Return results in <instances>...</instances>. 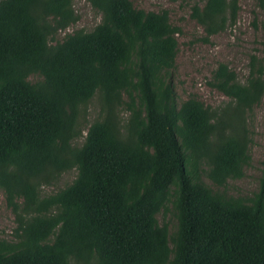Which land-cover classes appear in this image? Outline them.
I'll list each match as a JSON object with an SVG mask.
<instances>
[{"label": "trees", "instance_id": "16d2710c", "mask_svg": "<svg viewBox=\"0 0 264 264\" xmlns=\"http://www.w3.org/2000/svg\"><path fill=\"white\" fill-rule=\"evenodd\" d=\"M88 1L100 23L57 41L78 19L72 0H0V190L14 217L0 264H264V161L256 192L225 190L250 161L260 60L250 58L244 83L217 66L209 84L228 99L220 108L178 100L168 12ZM238 2L191 7L204 42L234 21ZM168 212L171 229L158 219Z\"/></svg>", "mask_w": 264, "mask_h": 264}, {"label": "rangeland", "instance_id": "374dc122", "mask_svg": "<svg viewBox=\"0 0 264 264\" xmlns=\"http://www.w3.org/2000/svg\"><path fill=\"white\" fill-rule=\"evenodd\" d=\"M132 5L143 11L168 12L170 23L179 29L176 34L177 55L175 68L171 73V83L178 100L194 96L206 106L220 108L228 99L210 86L213 71L222 63L232 70L236 79L244 83L250 72V58L260 60L264 68V8L257 0H239L238 11L233 22L227 23L224 31L203 41L205 34L190 17L191 7L201 0H130ZM72 9L77 21L56 35L60 41L66 33L82 29L90 31L101 21V14L88 0H72ZM97 104L93 99L85 110L82 135L87 120L96 117ZM246 125L250 142V161L244 168L243 177L226 183V193L230 196L248 197L256 192L262 176L264 161V95L258 106L246 115ZM82 138L75 143L79 144ZM73 179L72 173L63 174L58 182L47 188L44 194L66 185ZM159 222L173 225L172 213H161ZM14 217L0 190V236L7 237L14 226Z\"/></svg>", "mask_w": 264, "mask_h": 264}]
</instances>
